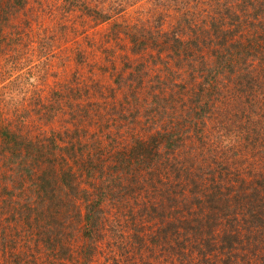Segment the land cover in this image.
<instances>
[{
  "label": "trees",
  "instance_id": "1",
  "mask_svg": "<svg viewBox=\"0 0 264 264\" xmlns=\"http://www.w3.org/2000/svg\"><path fill=\"white\" fill-rule=\"evenodd\" d=\"M180 1L185 0H177V3ZM118 2L120 4L115 5L116 12H122L125 1ZM150 2L152 8L156 7L153 15H147V18L139 15L136 24L119 18L115 20L109 35L118 37L121 31L118 27L123 31L127 28H130L129 32L135 30L134 35H126L132 41V53L141 54L147 48L158 47V54L152 52L151 57L154 63L161 61L163 64H167L162 54L164 49L170 56H174L172 51L177 56H190L192 49H200L203 45L212 46L217 60L208 70L200 72L203 79L200 89L206 91V84L210 82L219 88L221 84L226 86L232 80L233 87L228 89L235 100L232 105L242 107L240 102H244L255 111L262 106L258 99L264 100V0L235 1L227 8L240 17L238 8L242 6V11L255 18L242 19V23L247 20V23L255 25V37H248L247 43L236 35L237 29L227 25L239 24L236 15H229L225 23L222 20L223 12L220 15L212 14L208 27L198 31L188 15L177 10L181 16L175 19L176 26L165 30L163 26L166 22L162 13L163 8L170 6L169 2ZM97 7L86 4L83 10L91 15L95 13L102 16L105 20L110 19L109 12ZM182 32L188 33L186 43L183 39L185 33L180 34ZM227 34L235 38L230 43L224 41ZM89 40L88 43L93 44L92 38ZM160 45H165L164 49ZM218 45L223 47L222 51ZM74 50L77 64L71 72L74 75L70 77L71 87L67 86V94L78 99L91 89L86 86L87 77H80L83 64H89V54L86 47H74ZM203 60L201 63L205 64ZM143 64L141 62L134 66L139 69ZM137 79L142 81L144 77L138 74ZM76 80L78 83L75 85ZM191 98L197 100V97ZM161 100L163 97L157 99L151 109L160 110V106H163ZM222 100H225L224 97ZM37 105L35 111L39 116L47 113L49 118H53L55 103L39 100ZM70 105L77 114L78 108L72 101ZM198 105L201 108L196 110L194 105L196 115L190 120L198 124L199 118L204 119V116L212 114L215 125L211 130L218 137L227 139L231 136L234 139L238 136L236 138L239 141H236L233 149H229L224 140L217 146L204 137L196 136L203 146V155L202 161H194L197 157L190 152L196 149L186 143L188 138L195 136L190 132L191 127L178 121L179 117L173 115L175 110L167 114L166 109H161L162 113L157 119V122H161L160 127L146 138L138 139L131 155L123 151L113 152L106 165L107 154L103 144L108 138L112 142V138L116 137L109 134L105 137L104 125H101L103 113L97 117H94V113L88 116L91 111L86 105L88 124L96 123L99 129L90 135L85 129L75 141L64 146L56 143V134L64 138V132L60 129H53L46 138L47 142H44L35 135L27 137L20 127H13L11 122L0 124V171L4 181L0 198L4 197L1 193H7V198H3L0 206L6 207L8 202H12L14 194L26 199L24 202L17 200L20 205L3 219L15 230L11 235L12 245L8 243L4 227L0 226V252L4 254L0 255V264H31V261L40 264L41 255H44V264H264V152L258 155L250 149L251 144L257 145L256 139L264 138V125H260L261 121L264 123V110L259 114V123L253 121L252 116V120L239 117L241 113L236 111L234 118L238 119V127H233L224 112L207 113L211 108L213 110V106L208 109V101ZM151 109L146 111L147 118ZM17 117L24 116L18 112L16 120ZM2 119L7 118H3L0 112V123ZM87 136L90 140H87ZM229 146L232 148V145ZM57 148H61L63 153H56ZM207 151L209 155H204ZM95 154L101 157H94ZM195 162L198 167L193 168L192 163ZM74 166H77L78 171L74 170ZM136 173L143 180L152 182L149 187L140 185L141 190L148 191V194L151 189L158 190L161 195L157 203H152L151 209L145 202L147 224L134 220L137 211L128 195H133L136 187L123 186V176L129 185L132 179L137 180ZM164 183L167 186L161 189L157 185L163 186ZM171 188L191 199H185V202L183 199V205L179 208ZM123 197L128 198L130 204ZM163 198L167 199V204ZM134 200L138 203L136 196ZM119 202H124L128 208L112 212L110 205ZM139 209L138 214L142 215V208ZM129 213L136 223L130 226L134 228L131 233L123 235L124 238L120 236L125 239L120 242L127 246L123 247L125 244L119 243L121 247L115 249L111 242L101 243L103 228L107 226L103 219L116 222L121 215L127 216ZM113 229L118 230L116 227ZM76 238L79 243L74 246ZM8 246H11L10 252L14 255H5ZM17 246L21 253L14 251ZM78 246L80 248L76 251L79 255H75L74 247ZM102 249L106 250L107 255H98Z\"/></svg>",
  "mask_w": 264,
  "mask_h": 264
},
{
  "label": "rangeland",
  "instance_id": "2",
  "mask_svg": "<svg viewBox=\"0 0 264 264\" xmlns=\"http://www.w3.org/2000/svg\"><path fill=\"white\" fill-rule=\"evenodd\" d=\"M118 1H125L126 6L122 12H116L115 5L120 4ZM163 1L169 2L168 5H170L163 8L162 16L166 22L163 28L165 30L176 26L175 19L181 16V12L177 13L179 10L188 15L192 25H195L194 27L200 31L202 27H208V21L212 14L220 15L223 12L222 20L226 23L230 18L229 15H236L235 12L227 10L228 6L233 5L235 1L248 2L252 0H185L178 3L177 0ZM86 4L94 5V7L96 5L98 9L109 12L111 14L110 19L105 20L104 17L95 15V13L91 15L85 12L83 7ZM238 9L240 17L236 15L235 19L239 24L229 25L227 23V25L237 29L236 35L247 43L248 37H255L253 32L255 25L247 23V20L255 18L251 14L248 15V12L242 11V6ZM155 10L156 7L153 6L152 8L150 0H21L19 2L0 0V90L3 92L0 95V112L3 118H7L2 119L0 124L3 125L7 121L11 122L13 127H20V131L27 137L35 135L42 138L44 142H47L46 138L50 136L53 129L55 131L60 129L64 132V138H60L59 134H56V143L64 146L75 141L84 133L85 129H87L88 135L97 131L99 128L96 123L88 124V116L94 113V117H97L99 113H103L101 119L103 124L101 123V125H104L105 137L107 134L116 137H111L112 142L108 138L105 143L103 142L104 144L102 143L104 152L107 154L104 163L106 165L111 160L110 157H112L111 153L113 152L123 151L128 156L131 155L138 139L146 138L157 127H160L161 122H157V119L162 113L161 109L163 111L166 109L167 114L175 110L173 115L179 117L178 121H183L185 125L191 127L190 132L195 136L192 139L188 138L186 143L196 149L190 152L197 157L194 161H202L201 155H203V146L198 142L196 136L204 137L217 146L221 140H224L227 147L233 149V146L237 144L236 141H239L236 138L238 136H235L234 139L231 136L227 139L218 137L211 130L215 125L214 119L211 117L212 114L204 116V119L199 118L198 124H194L190 120L196 115L195 111L201 108V105L198 104L208 101V109L213 106V110L211 108L207 113L220 114V112H224L227 121L233 127H238V119L235 120L234 118L237 115L236 111H240L241 116L239 117L252 120V116L253 121L259 123L258 120L261 117H258L264 110V100L263 98L258 99L259 105L262 106H259L256 111L244 102H240L242 107L232 105L235 100H233V93L228 90L233 87L232 80L229 79H225L229 80L226 86L221 84L219 88H216L210 82L206 84V91H203V88L200 89V86H203L200 82L203 80L200 72L208 70L211 64L217 60V54L212 50V46L203 45L200 49H192L190 56L185 54L177 56L174 51H172L174 56H170L167 49H164L165 45H160L164 49L162 50L164 51L163 57L167 60V64H163L161 61L154 63L151 57L152 52L158 54V47L147 48L145 53H141L142 55L132 53V41L126 35H134L135 30L129 32L130 28H127L123 31L118 27V30L123 31H119L118 37L109 35L115 20L124 18L127 22L130 23L131 21V23L136 24L139 15L147 18V15H153ZM242 19L247 20L242 23ZM188 26L187 29L190 30ZM139 30L142 32V27ZM183 33L185 32L180 34ZM187 34H183L185 43L188 38ZM90 38H92L93 44L88 43ZM234 39L230 34H227L224 41L227 40V43H230ZM74 47L76 49L86 47L90 64L86 66L83 64L80 77H87V85L84 84L90 86L91 89L90 91L86 90L85 96L78 99L68 95L69 88L67 87L69 80H72L70 77L74 75L71 72L77 64L74 57ZM220 47L222 51L223 47ZM202 58L206 61L205 64L201 63ZM141 62L144 64L136 69L134 65H139ZM137 73L143 75L142 81L136 80ZM77 80L75 85L78 83ZM69 87L71 86L69 85ZM162 97L163 106H160V110L151 109L155 105V101ZM191 97H197V100H193ZM223 97L224 101L222 100ZM39 100L49 103L52 101L56 104V112L53 118H49L47 113L43 116L37 114L35 108L38 106L37 101ZM71 101L78 108L77 114L71 108ZM225 104H229V106L226 107ZM84 105L90 108L91 113H88V116ZM147 109H151L148 118L146 116ZM27 110L30 112H26ZM166 111L164 115H166ZM18 112L22 113L24 117H17L18 120H16ZM249 125L251 124L249 123ZM260 125H264L263 121ZM87 140H90L89 136H87ZM229 144L232 145V148ZM256 144V146L251 144L252 147L249 148L252 151L255 150L258 155H263L264 138L256 139ZM111 147L112 149H110ZM56 153L61 154L63 150L57 148ZM204 155H209L208 151ZM96 156L101 157L98 154H95L94 157ZM249 161L252 162V158L249 157ZM72 162L73 160H71ZM196 164L197 162L192 163V167H198ZM189 166L191 169V164ZM74 170L78 171L77 166H74ZM136 175L137 180L132 179L129 185L123 176V186L134 185L136 187L133 195L138 198L139 204L135 202L133 195H128L130 196V203L137 211L134 220L147 224L145 215L148 210L145 207L148 206L151 209L152 203H157L161 199V195L154 186L152 187L157 191L151 189L149 194L148 191L141 190L140 185L149 187L152 182L143 180L138 173ZM3 184L0 171V191H2ZM157 185L160 189L167 186L165 183L163 186ZM171 191L179 208L183 205V199L184 202L185 199L186 201L191 199L190 196L181 195L179 190L175 191L171 188ZM1 195L7 198L6 192L5 194L1 193ZM4 197L0 198V203ZM123 199L130 204L128 198L123 197ZM17 200L24 202L26 199L14 194L12 202H8L6 207L0 206V226L4 227L10 245H12L11 235L15 230L3 219L11 214L13 208L20 205ZM163 200L167 204V199L163 198ZM145 202H147V206H145ZM110 207L114 212L118 209L125 210L128 205L125 206L124 202H119L110 205ZM139 208H142V215L138 214ZM70 212L73 210L70 209ZM132 219L130 213L127 216L121 215L119 220L115 219L116 222H108L104 218L103 221L107 223V226L103 228L104 235L101 243L108 241L113 244L115 249H119L121 245L125 244L120 242V240H125L121 239L120 236L124 238L123 235L134 230L130 227L136 223ZM114 227L118 230L114 231ZM115 232H117V237ZM78 243L76 238L74 246ZM126 246L125 244L123 247ZM99 247L102 245L99 244ZM79 248L80 246L74 247L73 253L75 255H79V252L76 251ZM6 249L8 253L5 255H14L10 252L11 246ZM14 251L18 253L20 247H15ZM1 252L0 255H4ZM98 255H107V252L102 249ZM43 257L44 255L40 256V264H44L42 262ZM34 263L36 262L31 261V264Z\"/></svg>",
  "mask_w": 264,
  "mask_h": 264
}]
</instances>
